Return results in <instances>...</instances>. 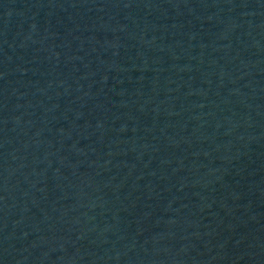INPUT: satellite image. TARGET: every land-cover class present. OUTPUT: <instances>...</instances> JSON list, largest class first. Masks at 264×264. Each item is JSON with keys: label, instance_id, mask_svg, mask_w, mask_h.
I'll return each mask as SVG.
<instances>
[{"label": "water", "instance_id": "water-1", "mask_svg": "<svg viewBox=\"0 0 264 264\" xmlns=\"http://www.w3.org/2000/svg\"><path fill=\"white\" fill-rule=\"evenodd\" d=\"M0 264H264V0H0Z\"/></svg>", "mask_w": 264, "mask_h": 264}]
</instances>
